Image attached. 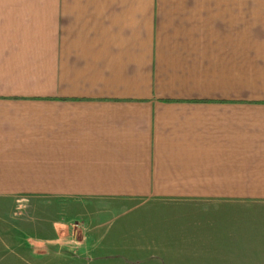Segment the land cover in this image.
<instances>
[{
  "label": "crops",
  "instance_id": "obj_1",
  "mask_svg": "<svg viewBox=\"0 0 264 264\" xmlns=\"http://www.w3.org/2000/svg\"><path fill=\"white\" fill-rule=\"evenodd\" d=\"M251 12V0H0V200L127 214L84 218L78 261L51 233L21 243L18 264L259 257L146 226L170 210L264 209V16Z\"/></svg>",
  "mask_w": 264,
  "mask_h": 264
},
{
  "label": "rangeland",
  "instance_id": "obj_2",
  "mask_svg": "<svg viewBox=\"0 0 264 264\" xmlns=\"http://www.w3.org/2000/svg\"><path fill=\"white\" fill-rule=\"evenodd\" d=\"M251 10L252 23L255 25L259 22V18L264 16V0H251ZM106 207L105 204H84V202L35 196L0 200V264H18L16 260H19L21 243L28 241V249H30L42 244L41 242L47 237L53 239L54 236L51 233L58 234L57 241H60L61 246H65L61 248L65 263L80 260L76 258L78 255L75 251L77 250H74L75 248L71 250V246L75 247L79 239L81 238L82 241L83 238L81 229L75 228V225L81 226L84 218L90 221L96 217L105 219L127 215L111 213ZM218 211L211 210L202 214L193 211L190 215H183L179 210H170L167 211L169 215H162L163 219L148 223L146 226L152 233L165 234L169 237L196 234H214L218 238L223 236L222 238L234 245H221L226 242L216 241L217 249L224 253L235 252L237 255H240L241 251L259 253L257 259L249 257L244 261H235L222 257H207L205 263L264 264V256L260 255L264 252V224L261 223L264 221V209H219ZM204 215L207 219L199 222L204 219L202 217ZM221 217H227L225 222L211 224L210 219L216 222ZM238 238L241 240L238 241ZM35 248L41 249L42 247ZM14 255H16L15 258H13ZM34 259L32 258L33 261ZM81 259L84 263L88 262L87 257ZM121 260L125 264H131L126 258H121Z\"/></svg>",
  "mask_w": 264,
  "mask_h": 264
},
{
  "label": "built area",
  "instance_id": "obj_3",
  "mask_svg": "<svg viewBox=\"0 0 264 264\" xmlns=\"http://www.w3.org/2000/svg\"><path fill=\"white\" fill-rule=\"evenodd\" d=\"M74 227H75V228H78V229L80 228V226H79V225H75Z\"/></svg>",
  "mask_w": 264,
  "mask_h": 264
}]
</instances>
